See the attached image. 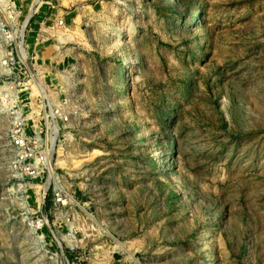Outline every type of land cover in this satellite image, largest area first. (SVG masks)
I'll use <instances>...</instances> for the list:
<instances>
[{
  "label": "rangeland",
  "instance_id": "rangeland-1",
  "mask_svg": "<svg viewBox=\"0 0 264 264\" xmlns=\"http://www.w3.org/2000/svg\"><path fill=\"white\" fill-rule=\"evenodd\" d=\"M33 57L69 122L2 94ZM0 264H264V0H0Z\"/></svg>",
  "mask_w": 264,
  "mask_h": 264
},
{
  "label": "built area",
  "instance_id": "built-area-1",
  "mask_svg": "<svg viewBox=\"0 0 264 264\" xmlns=\"http://www.w3.org/2000/svg\"><path fill=\"white\" fill-rule=\"evenodd\" d=\"M59 25L64 24V20L58 21ZM11 41L17 40V36H12ZM24 38V37H23ZM23 42L19 41L17 44ZM9 46L11 47L12 51L8 53L13 55L14 46L13 43H10ZM20 49V47H19ZM19 53V52H18ZM21 56V51L20 54ZM11 57H9L10 59ZM11 58L9 61H11ZM9 61H3L4 64L9 63ZM21 61H23V64L26 65V61H24L21 57ZM33 64L32 66L28 65V69L25 71L23 70V67L21 64H19V71H18V79L16 82H13L11 85H7L6 88L2 90V93L7 98L9 95L14 97H25V98H37L41 97L43 99H52L53 97L57 100H63L61 103L55 104L52 102L53 105L49 104L51 116L53 117V120L56 117L61 118L64 122H69L70 117L72 115V112L66 111L65 107H69L68 102V93L67 91L64 92L63 88L60 87L58 84L55 83L56 75L55 77H51L50 81H47V75L44 74L41 69L40 63L38 62V58L33 57V61H31ZM16 63V61H15ZM30 63V62H28ZM27 66V65H26ZM9 77H11V74L13 72H5ZM44 74V75H43ZM44 77H41V76ZM42 79L45 81L43 82ZM42 82L46 84L45 86L42 85ZM18 87V88H17ZM40 88V89H39ZM56 94V95H55ZM25 107V106H23ZM16 108L11 113L14 115L15 120L13 121L12 126V146H13V153L11 154L12 158V171L14 178L16 179H32L36 178L40 172V170L44 171L43 169H46L47 165H51L52 163V154L48 153L47 150H36V145L33 146V143L31 141V136L27 133L28 129L31 128L29 122L27 121L28 118L25 116L24 113H26L27 109L24 108ZM55 121V120H54ZM72 196L70 194H67L66 192L62 191H56L54 192V203L58 206L59 210H65L67 207L70 206V201L72 200ZM69 248L71 251H77L78 250V244L77 242H73V240L70 239L69 242Z\"/></svg>",
  "mask_w": 264,
  "mask_h": 264
},
{
  "label": "bare ground",
  "instance_id": "bare-ground-1",
  "mask_svg": "<svg viewBox=\"0 0 264 264\" xmlns=\"http://www.w3.org/2000/svg\"><path fill=\"white\" fill-rule=\"evenodd\" d=\"M67 37H68V36H67ZM70 37H72V36H70ZM65 38H66V37H65ZM63 39H64V38H63ZM68 39H70V38H68ZM65 40H66V39H65ZM57 73H59V72H57ZM62 73H63V72H62ZM60 74H61V72H60ZM60 74H59V75H60ZM65 74H66V73H65ZM68 74H69V73H68ZM57 75H58V74H57ZM57 75H56V76H57ZM62 75H64V73H63ZM62 75H61V76H62ZM57 77H58V76H57ZM65 79H66V78H65ZM62 80H63V77H62ZM66 80H67V79H66ZM62 82H64V84L68 87V90H67L68 96L70 97L71 101H73V100H72V98H73V93H72V92H73V89H74V88H72V84H67V83H65V82H66L65 80L62 81ZM65 85H64V86H65ZM3 93H4V92H3ZM3 93H2V94H3ZM76 96H77V95H76ZM75 99H76V98H75ZM71 106H72V105H70V107H71ZM72 108H74V107L72 106ZM74 109H75V108H74ZM71 111H72V110H71ZM56 128H57V127H56ZM56 131H57V129H56ZM56 133H57V132H56ZM56 133H55V135H56ZM69 138L72 139V138H73L72 135H69ZM71 160H72V155L69 154V153H68L67 157H65V158L63 159V161H67V162H68V161H71ZM59 162H60V161H59ZM122 245H123V244H122ZM124 246H125V245H124ZM119 247H120V246H119Z\"/></svg>",
  "mask_w": 264,
  "mask_h": 264
}]
</instances>
